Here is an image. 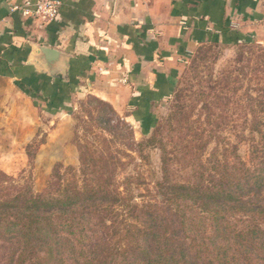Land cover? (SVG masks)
<instances>
[{"label":"trees","instance_id":"1","mask_svg":"<svg viewBox=\"0 0 264 264\" xmlns=\"http://www.w3.org/2000/svg\"><path fill=\"white\" fill-rule=\"evenodd\" d=\"M204 109L209 125L225 117ZM243 114L250 135L264 137V107L251 104ZM195 146L204 148L195 141L161 147L159 203H132L109 172L115 161L102 156H81L78 179L71 167L64 178L56 169L45 189L7 193L0 198V264H264V142L250 138L248 163L229 161L216 147L205 161L202 153L192 159Z\"/></svg>","mask_w":264,"mask_h":264},{"label":"crops","instance_id":"2","mask_svg":"<svg viewBox=\"0 0 264 264\" xmlns=\"http://www.w3.org/2000/svg\"><path fill=\"white\" fill-rule=\"evenodd\" d=\"M25 1L0 0V105L10 88L49 113L94 96L150 130L195 49L264 38V0H60L51 21Z\"/></svg>","mask_w":264,"mask_h":264},{"label":"rangeland","instance_id":"3","mask_svg":"<svg viewBox=\"0 0 264 264\" xmlns=\"http://www.w3.org/2000/svg\"><path fill=\"white\" fill-rule=\"evenodd\" d=\"M3 86L0 82V92ZM263 86L264 38L226 46L206 43L195 49L180 70L171 95L155 107L156 126L151 131L143 122L135 127L123 109L98 97L86 96L74 107L49 113L10 88L0 105V198L20 187L45 189L56 169L64 178L72 174L66 171L71 167L78 179L81 156H102L115 161L109 172L132 203H159L156 181L161 177L163 146L175 151L191 141L202 142L203 149L195 146L189 152L192 159L202 153L205 161L216 147L229 161L237 156L249 162L250 138L262 143L264 137L250 135L243 108L251 104L264 107ZM260 93L263 103L258 104ZM204 107L225 117L209 125ZM141 142H147L146 146L140 148ZM181 166L172 165L175 169ZM176 176L184 180V174ZM129 177L133 178L126 184Z\"/></svg>","mask_w":264,"mask_h":264},{"label":"built area","instance_id":"4","mask_svg":"<svg viewBox=\"0 0 264 264\" xmlns=\"http://www.w3.org/2000/svg\"><path fill=\"white\" fill-rule=\"evenodd\" d=\"M60 3V0H27L18 7V10L24 16L51 21L57 17Z\"/></svg>","mask_w":264,"mask_h":264}]
</instances>
